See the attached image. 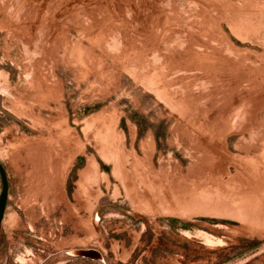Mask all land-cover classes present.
I'll use <instances>...</instances> for the list:
<instances>
[{"label":"rangeland","instance_id":"obj_1","mask_svg":"<svg viewBox=\"0 0 264 264\" xmlns=\"http://www.w3.org/2000/svg\"><path fill=\"white\" fill-rule=\"evenodd\" d=\"M263 149L264 0H0V264H264Z\"/></svg>","mask_w":264,"mask_h":264},{"label":"water","instance_id":"obj_2","mask_svg":"<svg viewBox=\"0 0 264 264\" xmlns=\"http://www.w3.org/2000/svg\"><path fill=\"white\" fill-rule=\"evenodd\" d=\"M0 174L3 183L2 191L0 193V227H1L7 208L9 190H10L7 170L1 161H0ZM66 254L74 255L78 257L90 258L93 260L104 261L103 254L99 250L94 248L76 249L73 251H67Z\"/></svg>","mask_w":264,"mask_h":264},{"label":"bare ground","instance_id":"obj_3","mask_svg":"<svg viewBox=\"0 0 264 264\" xmlns=\"http://www.w3.org/2000/svg\"><path fill=\"white\" fill-rule=\"evenodd\" d=\"M193 45V44H192ZM199 54V53H198ZM209 54V53H208ZM206 58V57H205ZM222 61V60H221ZM224 69V68H223ZM229 71V70H228ZM208 74V73H207ZM255 75V74H254ZM220 78V77H219ZM254 86V85H253ZM236 89V88H235ZM212 98V97H211ZM210 103V102H209ZM261 109V108H260ZM196 110V109H195ZM213 112V111H212ZM203 118V117H202ZM246 118V117H245ZM261 121V120H260ZM200 122V121H199ZM203 124V123H202ZM201 127V126H200ZM208 127V126H207ZM243 127V126H242ZM263 143V142H262ZM264 150V149H263ZM251 182V181H250ZM13 219H15V218H13ZM11 221V220H10ZM12 222H13V220H12ZM14 224V223H13ZM13 226V225H12Z\"/></svg>","mask_w":264,"mask_h":264}]
</instances>
